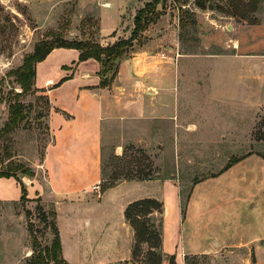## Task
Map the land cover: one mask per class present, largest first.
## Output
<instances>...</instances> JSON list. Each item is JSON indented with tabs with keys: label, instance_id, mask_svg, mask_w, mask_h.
I'll return each instance as SVG.
<instances>
[{
	"label": "crops",
	"instance_id": "crops-1",
	"mask_svg": "<svg viewBox=\"0 0 264 264\" xmlns=\"http://www.w3.org/2000/svg\"><path fill=\"white\" fill-rule=\"evenodd\" d=\"M72 2L77 11L74 17L93 18L97 23L95 42L107 47L127 38L133 29L135 13L149 0L136 3L130 10L124 2L123 6H117L121 25L115 24L108 32L102 29V19L104 12L114 7L110 0ZM93 7L104 12L97 13ZM124 19L131 22L126 28L121 27ZM168 22V17L162 15L146 28L140 43L134 42L119 59L117 74L108 87L100 86V62L93 59L80 62L79 51L75 49L56 48L35 66L33 89L36 96L47 102L50 142L42 159L32 166L33 177L19 179L27 201L38 200L55 212L61 254L68 264H123L130 259L133 233L124 219V211L129 204L143 199H154L162 205L161 264H169L167 258L171 256L175 264H186L193 258L213 264H264V205L255 206L253 170L247 166L243 171L255 155L242 156L236 163L235 158L228 159L225 166L221 153L214 154L213 160H205L203 168L210 174L190 184L189 200L182 214L178 181L180 174L188 172L194 162L191 149L196 145L212 148L223 142L233 144L238 133L246 128L234 120L233 126L227 123L212 133L208 126L217 125L216 117L222 115V108L191 109V99L180 104L181 97L185 100V96L189 97L186 94L191 96L199 86L208 89L203 105L218 100L210 93V88L215 87L214 80L218 79L209 76L197 84L193 79L189 82L183 78L180 61L174 59L175 29ZM242 80L246 85L240 88L241 94L246 95L241 97L248 100L254 94L253 72ZM180 88L184 93H180ZM236 104L235 114L241 112L248 117L249 104L245 107ZM193 111L200 118L199 126L190 122ZM238 115L234 117L237 119ZM163 132L168 134L167 145L172 149L176 166L169 178H133L104 192L96 191L102 180L104 149L112 148L120 156L126 144L161 142ZM238 167L242 168L239 175L235 174ZM96 185L98 189H94ZM115 192L120 195L117 200L113 198ZM21 197L19 182L0 178V208H14L21 203ZM112 215L120 224L115 232L110 227ZM10 216V223L22 228L15 230L13 236L18 233L28 239L25 215ZM17 219L15 223L13 220ZM243 227L252 234L251 238L246 235L240 239L239 230ZM120 235L124 236L122 247ZM110 242L114 254L108 251ZM254 244H258L256 249ZM31 253L28 241L15 264H25Z\"/></svg>",
	"mask_w": 264,
	"mask_h": 264
},
{
	"label": "rangeland",
	"instance_id": "rangeland-1",
	"mask_svg": "<svg viewBox=\"0 0 264 264\" xmlns=\"http://www.w3.org/2000/svg\"><path fill=\"white\" fill-rule=\"evenodd\" d=\"M110 1L114 7L106 12L93 7L97 13H106L102 19L104 32L111 30L115 24L120 27L121 19L118 17L119 12L116 11L117 6H123L124 2L130 10L143 0ZM205 1L206 6L202 9L199 4ZM73 3L72 0H0V129L8 119L9 105L14 103L15 95L21 93L20 87L8 72L21 65L23 57L33 51L37 42L58 37L66 41H96V22L87 16L74 17L77 11ZM160 3V13L168 17V24L173 25L175 29L174 59L180 61L179 72L184 75L183 78L189 82L193 79L197 84L209 76L218 79L214 80L215 87L210 88V93L218 100H211L209 105H203L208 89L199 86L190 93L191 96L187 93L189 97L185 96V100L184 96L181 97L180 104L191 99L189 100L191 109L222 108V115L216 117L219 121L217 125L208 126L213 130L212 133L218 132L227 123L231 126L234 120H238L240 126L244 124L243 127L246 128L238 133V138L233 140V144L223 142L218 144L219 147L212 148H199L196 145L191 149L194 162L189 165L191 167L188 172L180 174L178 181L181 201H184L194 178L199 180L210 174L205 173L203 168L205 160H213L215 155L221 153L222 164L225 166L228 159L233 160L248 154L255 155L256 158L250 159L243 171H246L247 166L249 170H253L255 206L264 205V0H162ZM130 23L124 19L121 27L126 28ZM130 33L127 38L121 40L128 39ZM122 35L121 33L120 37ZM251 72L254 76V94L248 100L246 98L242 100L241 96L246 95V92L241 94L240 88L246 85V81L242 78L250 76ZM177 73L178 67H176V75ZM184 84L188 87V83ZM181 88L180 93H184V89ZM34 92L19 98V102L25 107L23 109L25 118L15 131L0 140V155L3 158L7 154L11 156L10 159L4 160L2 166L4 171L14 162L32 170L33 164L42 159L50 142L46 124L47 102L45 98L36 96ZM236 102L240 107L249 104L248 117L241 115L243 114L241 112H238L239 115L235 114ZM39 108L42 109L41 113H38ZM195 111L190 116V122L199 126L200 118ZM236 115H238L237 119L234 117ZM160 135L161 142L155 144L146 145L143 142L126 144L120 156H116L112 148L104 149L102 178L107 180L106 183L115 184L127 178L137 177L169 178L176 166L173 165L172 149L167 145L168 134L163 132ZM141 140L146 141V138ZM240 169L242 168L238 167L235 174L239 175ZM179 170L181 171L180 166ZM16 175L22 176L19 172ZM113 178L115 181H112ZM96 191L100 192V189ZM241 196L239 198H243ZM119 197L118 193H113L114 199L117 200ZM40 208L46 215L52 210L38 200L21 202L10 210L0 208V264H15L28 247V241L31 246L29 234L28 239L18 233L13 236L15 230L22 229L17 228L13 222L10 223L12 220L10 215L13 213L16 216L19 213L25 215L26 230L27 223L31 224L34 236L42 249L50 247L53 235L47 223L52 219L48 217L47 223H43L39 215ZM25 213H28V216ZM151 218L158 221L160 215L154 214ZM115 219L116 217L112 215L110 227L113 232L120 225ZM13 221L16 223L18 219ZM132 233L130 259L123 264H157V259L147 254L146 244L140 246L138 256L132 257L133 230ZM246 235L250 238L252 236L251 233H247L246 227L241 228L238 235L240 239ZM118 240L122 247L124 236L120 235ZM257 245L252 246L256 249ZM108 251L114 252L111 242L108 244ZM186 264L213 263L206 259L193 258Z\"/></svg>",
	"mask_w": 264,
	"mask_h": 264
},
{
	"label": "trees",
	"instance_id": "trees-1",
	"mask_svg": "<svg viewBox=\"0 0 264 264\" xmlns=\"http://www.w3.org/2000/svg\"><path fill=\"white\" fill-rule=\"evenodd\" d=\"M162 0H150L147 2L143 8L138 10L133 18V29L130 33V37L126 40H119L115 44L107 47H101L95 41H66L61 37L54 38L52 40H42L34 45L33 51L23 57L21 65L8 72L10 77L14 78L15 83L20 87L21 93L15 95L14 103L10 104L8 107V119L4 126L0 129V140L8 137L13 131H15L19 124L25 118L23 109L25 108L19 98L34 92V76H35V66L37 63L43 61L46 56L56 48H66L75 49L79 51V61L83 62L89 59L100 62L102 70L100 76L102 80L100 82L101 87L110 86L111 82L114 80L116 72L115 61L120 59L123 55L128 53L134 42L140 43L142 38V33L146 28L156 22L162 14L157 10L159 4ZM202 9L206 6V1L199 4ZM180 22V21H179ZM181 24V22H180ZM97 29V23H96ZM111 74V75H110ZM35 93V92H34ZM42 109H38V113H41ZM9 154L5 155L3 158L0 155V178H14L21 186V202L26 200L25 187L20 181V177L16 175L17 172L21 173L22 176L33 177L34 173L30 168H23V166L18 163H12V166L4 171L2 166L5 159H10ZM241 160L235 159L234 163ZM227 165L225 169L228 168ZM21 176V177H22ZM118 179V178H117ZM140 180H147L148 177H137ZM125 180H133L127 178ZM106 179L102 178L100 184V192H104L109 188L116 185L113 183H106ZM112 181H115L113 178ZM121 181V180H118ZM124 181V180H122ZM198 182L194 179L193 184ZM118 183V182H117ZM190 192L186 193L184 201H181V211L182 214L185 211V207L188 203ZM40 217L43 223H47V218L50 217L52 220L48 224V228L51 230L53 235V240L50 247L42 249L38 240L34 236V231L32 230V225L27 223V231L31 239V250L32 253L30 257L25 261V264H68L61 254V244L58 234V230L55 224V212L53 210L48 211L46 215L43 209L40 208ZM28 216V213H25ZM154 214H159L160 219L154 221L151 216ZM161 214L162 205L160 202L154 199H143L135 201L127 206L124 211V219L129 224L134 232V246L132 250V257L138 256L140 253V246L146 244L148 246L147 254L155 257L157 259V264H161L163 256L160 250L161 247ZM156 222V223H155ZM169 264H175L174 258H167Z\"/></svg>",
	"mask_w": 264,
	"mask_h": 264
},
{
	"label": "water",
	"instance_id": "water-1",
	"mask_svg": "<svg viewBox=\"0 0 264 264\" xmlns=\"http://www.w3.org/2000/svg\"><path fill=\"white\" fill-rule=\"evenodd\" d=\"M119 63V59H117L116 61H115V64L117 65Z\"/></svg>",
	"mask_w": 264,
	"mask_h": 264
},
{
	"label": "built area",
	"instance_id": "built-area-1",
	"mask_svg": "<svg viewBox=\"0 0 264 264\" xmlns=\"http://www.w3.org/2000/svg\"><path fill=\"white\" fill-rule=\"evenodd\" d=\"M94 189H98V186L96 185V186L94 187Z\"/></svg>",
	"mask_w": 264,
	"mask_h": 264
}]
</instances>
